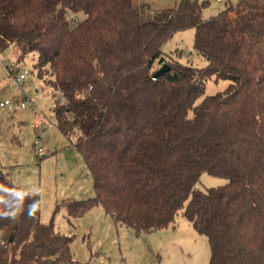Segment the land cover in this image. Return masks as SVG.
<instances>
[{
    "label": "trees",
    "instance_id": "trees-1",
    "mask_svg": "<svg viewBox=\"0 0 264 264\" xmlns=\"http://www.w3.org/2000/svg\"><path fill=\"white\" fill-rule=\"evenodd\" d=\"M210 1L0 0V51L36 52L39 76L60 92L57 126L95 192L65 200L68 219L102 205L116 222L154 231L183 209L208 236L210 264H264V0L204 18ZM190 27L205 66L164 55ZM213 76L230 84L196 104ZM204 171L228 181L198 189ZM41 212L40 194L0 170V264L73 261L72 236Z\"/></svg>",
    "mask_w": 264,
    "mask_h": 264
},
{
    "label": "rangeland",
    "instance_id": "rangeland-1",
    "mask_svg": "<svg viewBox=\"0 0 264 264\" xmlns=\"http://www.w3.org/2000/svg\"><path fill=\"white\" fill-rule=\"evenodd\" d=\"M145 1L154 8H164L175 6L180 0ZM236 1L211 0L203 9V17L209 18ZM83 15L79 14L81 18ZM195 34L194 27L176 31L165 43L164 55L184 64L207 65L206 58L194 46ZM19 58L16 43L0 51V101L8 98L27 102V108H17L11 115L0 107V170L20 186L38 192L42 221H52L58 232L72 236L74 259L66 264H210L208 236L195 229L183 209L174 226L154 231H138L116 222L102 205L68 219L65 200L93 196V178L82 155L57 126L54 106L61 95L39 76L35 66L38 54L29 52ZM11 64L13 72L8 69ZM25 68L30 74L18 82L15 73ZM229 84L228 79L211 77L196 104ZM227 181V177L204 171L196 187L206 191Z\"/></svg>",
    "mask_w": 264,
    "mask_h": 264
},
{
    "label": "built area",
    "instance_id": "built-area-1",
    "mask_svg": "<svg viewBox=\"0 0 264 264\" xmlns=\"http://www.w3.org/2000/svg\"><path fill=\"white\" fill-rule=\"evenodd\" d=\"M8 69L9 71H14V67L11 65H8ZM28 74H30V71L25 68L24 70H21L19 73H15V79L18 82H23L25 80V78L28 76ZM0 107L7 113H9L10 115L12 114V112L17 109H25L27 108V102L26 101H21L18 100L16 102H14L12 99H5V100H1L0 101ZM43 130L40 131V133H42ZM43 155V153H41Z\"/></svg>",
    "mask_w": 264,
    "mask_h": 264
},
{
    "label": "water",
    "instance_id": "water-1",
    "mask_svg": "<svg viewBox=\"0 0 264 264\" xmlns=\"http://www.w3.org/2000/svg\"><path fill=\"white\" fill-rule=\"evenodd\" d=\"M169 68H170L169 64H166V65L162 66V67H161V68L155 73V76H157V75H159V74H161V73H163V72L169 70Z\"/></svg>",
    "mask_w": 264,
    "mask_h": 264
},
{
    "label": "crops",
    "instance_id": "crops-1",
    "mask_svg": "<svg viewBox=\"0 0 264 264\" xmlns=\"http://www.w3.org/2000/svg\"><path fill=\"white\" fill-rule=\"evenodd\" d=\"M41 122V121H40ZM40 124H42V123H40ZM105 210V209H104ZM106 212V211H105ZM107 213V212H106ZM110 215V214H109ZM172 225V224H171ZM173 226H174V224H173Z\"/></svg>",
    "mask_w": 264,
    "mask_h": 264
}]
</instances>
